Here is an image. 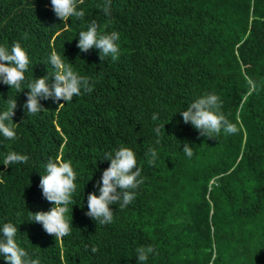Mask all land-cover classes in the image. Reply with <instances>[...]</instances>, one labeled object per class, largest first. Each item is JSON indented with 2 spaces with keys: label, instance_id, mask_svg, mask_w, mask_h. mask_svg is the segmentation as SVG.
Masks as SVG:
<instances>
[{
  "label": "trees",
  "instance_id": "1",
  "mask_svg": "<svg viewBox=\"0 0 264 264\" xmlns=\"http://www.w3.org/2000/svg\"><path fill=\"white\" fill-rule=\"evenodd\" d=\"M108 2L83 0L85 17L65 23L51 0H0V46L19 42L30 58L22 88L55 82L52 52L94 81L69 103L41 99L34 115L24 108L30 89L0 81V113L17 102L16 138L0 134V229L13 223L18 245L39 264H140L141 246L154 248L144 264H264V0H110L106 15ZM93 20L120 33L118 60L77 47ZM205 93L221 98L235 134L209 138L184 123L181 112ZM121 147L136 153L144 183L100 225L86 215L87 197L100 194L106 154ZM11 152L28 162L3 164ZM58 158L77 173L73 227L62 239L32 215L54 207L40 181ZM0 264H8L2 255Z\"/></svg>",
  "mask_w": 264,
  "mask_h": 264
},
{
  "label": "clouds",
  "instance_id": "2",
  "mask_svg": "<svg viewBox=\"0 0 264 264\" xmlns=\"http://www.w3.org/2000/svg\"><path fill=\"white\" fill-rule=\"evenodd\" d=\"M83 0H51L53 11L58 18L65 23L72 17L82 20L85 17L83 10H78V5ZM106 15H110V0L103 7ZM27 39V33H25ZM121 36L117 31L106 32L95 20H93L86 31L79 33L78 48L82 52H88L92 48L100 50L101 59L111 56L115 61L120 56ZM50 63L55 69L54 83L49 85L48 77L34 79L29 82L25 88L30 89L27 94V102L24 108L30 115L38 114L44 108L41 99L61 100L69 103L74 96L83 93H90L94 90V81H90L88 76H81L71 67V63L66 64L64 60L56 53L52 52ZM30 58L26 49L19 42L15 43L11 49L0 46V81L4 84L22 92L25 88L22 85L26 79L25 73L28 70ZM251 83V82H250ZM7 111L0 113V134L4 138L12 140L16 138V131L12 123L15 109L17 107L16 99L8 101ZM64 103L60 104V106ZM223 102L221 98L213 93H205L192 102L187 110L181 112L184 123H191L201 136L217 137L223 130L225 134H235L238 131L236 124L229 121L222 111ZM152 119L155 121L158 116L154 113ZM6 121L8 123H6ZM160 127L155 129L157 136L160 134ZM160 143L159 140L156 141ZM183 151L191 158L194 154L193 148L188 144L184 145ZM146 155L149 157L148 164L153 166L158 159V152L149 148ZM29 157L17 152L9 153L3 161V164L27 163ZM106 160H110V167L102 175V187L99 188V195L95 192L87 197L88 211L86 215L98 222L100 225H107L113 222L114 211L111 205L119 204L123 209L129 205L135 198V189H138L144 183L141 176L142 168L138 167L136 153L127 147H121L118 150L106 154ZM46 174L42 176L40 187L43 189V196L54 207L47 212L41 211L32 213L33 221L42 224L44 230L49 235H54L56 239H62L71 234L73 227L67 213L69 205L74 204L73 194L76 192L77 173L70 161L60 159L49 160L45 166ZM73 220V219H72ZM18 228L13 223H4L0 232V255H2L8 264H39L38 259H33L29 253L18 245L15 237ZM87 247V246H86ZM93 253L99 251L98 246L91 248ZM154 252L152 246H141L136 249L140 264H144L149 256Z\"/></svg>",
  "mask_w": 264,
  "mask_h": 264
},
{
  "label": "rangeland",
  "instance_id": "3",
  "mask_svg": "<svg viewBox=\"0 0 264 264\" xmlns=\"http://www.w3.org/2000/svg\"><path fill=\"white\" fill-rule=\"evenodd\" d=\"M58 159H60V158H58Z\"/></svg>",
  "mask_w": 264,
  "mask_h": 264
}]
</instances>
